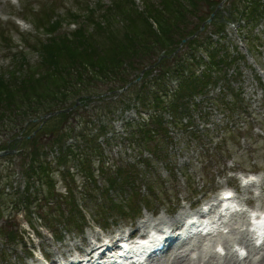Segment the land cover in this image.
<instances>
[{
    "label": "rangeland",
    "instance_id": "374dc122",
    "mask_svg": "<svg viewBox=\"0 0 264 264\" xmlns=\"http://www.w3.org/2000/svg\"><path fill=\"white\" fill-rule=\"evenodd\" d=\"M111 1L0 0V22L3 23L6 33L3 34L8 39L5 44L0 42V74L4 75L11 70L12 58L15 55L23 57L24 63L30 66L36 64L37 56L29 48L32 42L27 41L30 37L41 38L46 35L43 31L38 33L35 31L33 16H40L43 11L47 16L55 13L60 19H65L61 26L62 30L72 32L74 25L69 22L84 15V11L96 13L101 9H106ZM132 2L140 11L143 9L141 0H132ZM230 2L223 4L222 9L225 15L228 14ZM262 2L264 3V0ZM51 7L52 9L48 11L47 8ZM240 30L227 29L226 38L223 39L222 44L228 48L231 56L239 57L236 65L229 70L226 78V80L229 79V83L227 81L226 83L233 88L234 92L241 93L240 99L243 103L231 102L225 81H221L214 87L213 94H217L219 90L221 93L219 97L215 96L212 99H225V103H231L234 113H229L228 108L219 106L223 110L221 111L218 104H206L207 108L202 106L203 111L201 110L199 114L201 117L198 119V113H193L191 125L194 127L192 131L203 132L201 133L203 135L194 136L184 129L170 126L168 140L159 134L155 147L153 148L154 142H151L149 146L154 151L159 149L161 157H155L143 148L139 149L136 146V139L128 137L126 133L127 121L136 122L137 111L144 110L139 107L138 110L125 112V106L130 104L135 96L134 91L127 90L128 93H125L124 90L118 95H105L100 103H84L65 114L67 119L63 123L59 120L58 123L61 128L65 127L62 131L67 133H72L70 129H77L79 124L83 126L85 122H88L86 127H92L93 125H90V123L93 124L92 120H95V124L96 121L114 120L108 126L110 133L114 134L113 136L108 134L103 138L107 140L103 143V150L109 164L117 163L122 165V168H126V173L130 172L127 184L122 191L107 193L108 199L115 202V206L108 207L109 205L106 204L108 201L104 199L106 195H102L96 188V185L99 188L103 186L102 177L96 171L97 164H93L94 180L97 184H84L81 176L75 175L74 181H70L68 188L71 189L70 194L73 198L77 193L82 194L81 197L85 201L81 203V206L86 209L84 214L86 219L83 223L85 229L79 231L70 220L68 221L70 218L69 209L66 206L68 202L64 200L68 194L65 189L67 183L60 175L54 173L52 178L57 185V194L54 196L56 199L53 200L54 206L51 207V211L57 216L54 225L48 226L44 221L39 222L35 216H22L16 213V208L10 205L5 204L0 209V264H31L32 259L40 257V249L44 254H49L51 259H55L58 256L56 253H63L66 249L70 251L69 254H74L75 247L82 246L84 240L89 239L91 235L97 234L103 237L108 234L115 235L122 230L131 232L143 221L161 226L174 218L181 219L180 215L192 211L194 206H199L204 200L213 199L220 190L231 186L237 190L244 210H249V207L243 204L248 201L255 209L263 210L264 85L262 84L263 87L260 85L261 81L252 66L246 62V59L240 58L241 52L234 47L237 45V39L245 37V45L251 51L255 64L263 73L264 81V21L251 31L249 38L247 34L250 31L247 26L241 30L243 34ZM231 52L234 54L232 55ZM235 69L238 71L237 77H235ZM106 88L102 86L100 91L103 92ZM231 99L236 98L231 97ZM111 101L110 108L115 109L113 114L103 109ZM73 106L74 101L69 107ZM242 108L246 109L247 115H239L237 111ZM78 115L82 116L81 121ZM88 115L91 118H88ZM30 126L29 124L28 127ZM11 134L10 131L1 130L0 144L8 139L11 140ZM16 144V149L24 148V140ZM48 154L51 153L48 152ZM50 158L52 159V156ZM19 160V157L13 158L9 164L6 163L0 167L1 175H9L10 178H12L14 165L19 167V175L13 176V192L22 190L24 187L21 175L23 169L18 165ZM106 172L109 177L113 176L114 172ZM251 174L256 175V182L249 187L241 186V178ZM8 182L12 183L11 179ZM127 187L129 190L126 189ZM33 190H36V187H33ZM87 195H91L93 199L89 200ZM60 197L63 198V203ZM45 208L43 207V210L46 211ZM75 211V215L79 216L80 208L75 206ZM99 213L103 215V218H99ZM35 214H37L36 211ZM60 215L63 217L60 218ZM226 222L227 228H222L225 233L218 237V240L228 242L229 247L239 245L242 237L243 241L246 240V216L227 218ZM193 243H197V246L192 247ZM178 254L177 257L185 258L189 261L188 264L199 262L203 264L205 261L212 264H224L231 258L232 261L236 259L231 257L233 254H229L226 258L215 255L208 241L198 238L189 241L178 250ZM171 260L172 258L164 253L160 259L150 264H173Z\"/></svg>",
    "mask_w": 264,
    "mask_h": 264
},
{
    "label": "trees",
    "instance_id": "16d2710c",
    "mask_svg": "<svg viewBox=\"0 0 264 264\" xmlns=\"http://www.w3.org/2000/svg\"><path fill=\"white\" fill-rule=\"evenodd\" d=\"M231 1L228 14L218 11L209 27H205L204 33L186 42L182 51L173 57L172 54L181 41L198 31L220 0H141V11L132 0H112L106 9H101L102 13L84 11V15L69 22L74 25L72 32L62 30L65 19H60L55 13L47 16L43 11L40 16H33L36 31H43L46 35L39 39L29 38L27 41L32 42L29 48L37 56L36 64L30 66L24 63L23 57L15 55L11 70L4 75L0 74V131L12 132L14 143L17 142L15 137L18 132H23L25 151L18 156L26 179L25 193L13 196L0 191V209L6 204L16 208V213L33 215L46 224L55 221L57 216L51 211V207L56 199V184L50 177L57 169L51 168L45 160V154L41 150L43 143H49L50 148L56 147L60 151L56 164L65 166L59 172L64 181L68 182L79 174L84 184H97L93 169V164H97V173L102 177L103 186L99 188L96 185V188L102 195L107 197L108 192L124 190L130 172L126 173L127 170L122 165L106 162L102 146L87 132L88 122L83 126L79 124L77 132L74 128L70 129L72 133L63 132L65 127L61 128L58 121L63 123L67 116L60 115L49 120L32 139L26 137L36 130L37 125L31 123L30 127L24 128V124L33 118L64 109L77 99H81V104L102 102L103 99L94 100L91 97L101 96L127 85L143 68L153 64L161 52L165 55L157 67L161 70V75L166 76L172 69L180 74L186 67L184 57L198 48H204L210 55L207 72L199 76L190 74L183 79L173 99H160L156 92L150 105L157 113L150 118L149 123L128 125L130 131L127 134L136 139L138 148H145L154 156L161 157L159 149L154 151L149 147L151 142H154L153 148L155 147L159 134L168 140L165 121L158 114L159 111L168 112L173 124H177L179 115L187 114L191 105L192 99L186 98L201 93L209 84L224 77L235 63L227 53L220 55V45L214 44L209 34L224 33L227 22L239 17L254 27L264 15L261 0ZM51 9L52 7L47 8L48 11ZM81 20L84 21L79 23ZM3 33L5 31L0 23V42L5 44L8 39ZM211 70L218 74L215 81L210 75ZM148 74L149 72L145 73L144 77ZM102 86L108 88L102 92ZM160 88L163 92V88ZM132 90L136 92V100L145 104L147 99L144 98L150 92L147 86L142 83L140 87L133 86ZM163 93L166 96V92ZM110 103L112 101L103 109L113 114ZM78 117L81 121L82 116ZM88 118L91 116L88 115ZM9 128L11 130H7ZM133 128L136 130L133 131ZM107 132V126H100L98 129L99 135ZM68 138H72L74 144L65 146ZM6 142L0 145V150L7 148ZM11 147L15 146L12 144L9 148ZM68 167L76 173L70 174ZM106 171L114 172L113 176L109 177ZM34 186L36 193L28 192ZM126 189L129 190V187ZM87 196L89 200L93 199L91 195ZM64 200L68 202L66 206L70 222L81 223L84 217L75 215V206L78 207L76 198L69 193ZM61 202L63 203L62 199ZM108 202L110 207L115 206L114 201L108 199ZM43 207H46V211ZM100 213L99 218L102 216ZM59 217L62 218L63 215Z\"/></svg>",
    "mask_w": 264,
    "mask_h": 264
},
{
    "label": "bare ground",
    "instance_id": "6f19581e",
    "mask_svg": "<svg viewBox=\"0 0 264 264\" xmlns=\"http://www.w3.org/2000/svg\"><path fill=\"white\" fill-rule=\"evenodd\" d=\"M251 182H252V178L246 177L245 183L250 184ZM228 203L229 202H225V204H228ZM231 204H229L230 207L232 206ZM182 216L183 215H180V217H182ZM180 225H181V220L174 218L172 221L169 222V225H167V226L169 228H178V227H180ZM148 226H149L148 222L143 221L142 224H140L133 232H136V234H139V233L143 234V233H145V230L148 228ZM155 228H157V227H155ZM263 229H264V220H262L258 225H256L254 227V230H255V232H258V235L262 234ZM113 238H115V237H113ZM167 238H168L167 233L161 234L155 240L152 241V244L147 249H144V252H147L148 250H154L162 242L167 244L168 243ZM95 240H97V241L100 240V237L97 234L91 235V237L88 241L84 240V242L82 243V247H79V246L75 247L77 252H80L81 254L83 253L84 258H88L89 260H91L93 258L94 252L98 249V248L95 249V245H94ZM245 246L249 247L250 244L248 245V243H246ZM262 246L263 245L257 247L256 249H255V247H250L251 253L249 255V252H248L247 256L242 255V252L237 253L238 251H235L237 258L239 256H242V259H241L242 262L237 263V262H232V261H226V262H224V264H256L253 261H256L257 263H260V264H264V253H261L262 252V248H261ZM253 251H257V252L254 253ZM69 252L70 251L68 249H66L63 253H59V254L56 253V255H58L59 258H61V257H65V255L67 253L69 254ZM253 253L256 255L255 257L251 256V254H253ZM177 254H178V252H177ZM177 254L176 253H170V257L172 258L171 262L173 264H188L189 263V261L186 260L185 258L182 259V257H177L179 255V254L178 255ZM68 256L72 257L71 255H68ZM236 261H238V260H236ZM203 264H212V263H210L209 261H205Z\"/></svg>",
    "mask_w": 264,
    "mask_h": 264
},
{
    "label": "water",
    "instance_id": "95a60500",
    "mask_svg": "<svg viewBox=\"0 0 264 264\" xmlns=\"http://www.w3.org/2000/svg\"><path fill=\"white\" fill-rule=\"evenodd\" d=\"M221 8V5H219L218 7H217V10L218 9H220ZM214 16V13H212L211 15H210V17L201 25V27H200V29H199V31H198V33L199 32H202L203 30H204V26L205 25H208L209 23H210V21H211V18ZM197 35V33L194 35V36H196ZM193 36V37H194ZM193 37H191V38H193ZM187 40V39H186ZM186 40H183L182 41V43H184ZM70 111V109H67V110H65V111H57V112H53V113H50V114H47V115H44L42 118H41V121H42V123H44V122H46L47 121V119L48 118H51V117H53V116H56V115H58L59 113H62V112H69ZM37 121H40V120H37Z\"/></svg>",
    "mask_w": 264,
    "mask_h": 264
}]
</instances>
